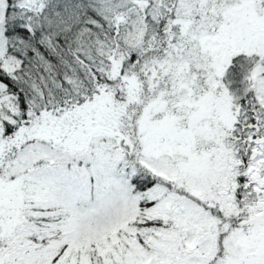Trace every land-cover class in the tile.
Segmentation results:
<instances>
[{
	"label": "snow or ice",
	"instance_id": "snow-or-ice-1",
	"mask_svg": "<svg viewBox=\"0 0 264 264\" xmlns=\"http://www.w3.org/2000/svg\"><path fill=\"white\" fill-rule=\"evenodd\" d=\"M0 264H264V0H0Z\"/></svg>",
	"mask_w": 264,
	"mask_h": 264
},
{
	"label": "rangeland",
	"instance_id": "rangeland-1",
	"mask_svg": "<svg viewBox=\"0 0 264 264\" xmlns=\"http://www.w3.org/2000/svg\"><path fill=\"white\" fill-rule=\"evenodd\" d=\"M69 170H71L70 165ZM53 187L57 189V195H71L74 198L75 207L83 212L102 210L109 196L103 184L98 186L94 176L90 177V184L86 195L81 194L75 185L69 183H56Z\"/></svg>",
	"mask_w": 264,
	"mask_h": 264
}]
</instances>
